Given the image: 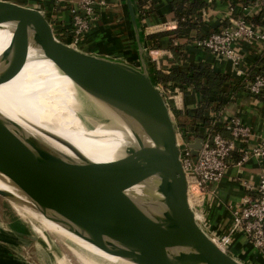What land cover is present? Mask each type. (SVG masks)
<instances>
[{
  "label": "water",
  "instance_id": "95a60500",
  "mask_svg": "<svg viewBox=\"0 0 264 264\" xmlns=\"http://www.w3.org/2000/svg\"><path fill=\"white\" fill-rule=\"evenodd\" d=\"M124 1L139 65L83 52L61 41L39 8L0 0V24L15 26L1 54L6 65L0 70V83L21 69L31 35L34 45L78 88L137 123L148 139L141 141V153L128 148L112 161H67L37 138L18 136L9 124L20 125L0 116V173L42 209L64 217L79 236L112 254L143 264H243L222 250L196 219L179 157L177 128L144 65L146 48L132 0ZM202 143L196 137L188 144L193 156ZM138 186L155 188L164 207L150 211L134 200L129 191ZM0 195L9 194L0 191Z\"/></svg>",
  "mask_w": 264,
  "mask_h": 264
},
{
  "label": "crops",
  "instance_id": "0c3cea01",
  "mask_svg": "<svg viewBox=\"0 0 264 264\" xmlns=\"http://www.w3.org/2000/svg\"><path fill=\"white\" fill-rule=\"evenodd\" d=\"M9 1L39 8L52 23L58 38L70 43L71 8L76 6L77 0ZM200 1L204 3V7L197 11L198 22L188 32L175 36L170 32L177 25L176 14L172 8L173 0L154 1L145 7L148 13L143 18L138 16L137 0H132L146 48L144 65L153 75L154 81L157 71L166 73L173 65L181 71H187L191 65L206 63L213 71L226 75L227 80L221 88L223 95L214 99L196 121L193 117L201 101V94L189 86L175 85L165 89L164 98L173 115L177 131L184 136L201 137L205 131L215 130L222 136L229 137L225 124L230 118L237 117L242 124L249 127L250 143L264 139V93L253 97L245 90L246 80L264 69V45L246 40L235 42L234 48L239 56V62L235 65L230 59L196 44L197 40L210 32L229 26L231 19L243 15L252 18L258 25H264L263 12L254 4L246 12L242 11V7L253 0ZM158 33L162 34L148 38L149 35ZM171 45L181 48L180 59L174 56ZM76 47L89 54L139 65V48L125 1L105 0L97 19L91 23L86 36ZM238 157L239 149L229 158L223 177L208 186L209 193L201 202V225L211 236H220L230 231L233 225V209L244 198L254 196L259 177L264 175V159L252 157L241 165H235L234 161ZM231 236V242L226 249L228 254L243 264H264V249L254 248L242 231H234ZM0 250H3L2 246Z\"/></svg>",
  "mask_w": 264,
  "mask_h": 264
},
{
  "label": "bare ground",
  "instance_id": "6f19581e",
  "mask_svg": "<svg viewBox=\"0 0 264 264\" xmlns=\"http://www.w3.org/2000/svg\"><path fill=\"white\" fill-rule=\"evenodd\" d=\"M14 27V23L0 24V70L6 65L1 54L10 43ZM0 116L18 123L17 129L24 138L35 137L64 160L76 163L112 161L124 155L128 148L141 153V141H148L134 120L78 88L34 45L31 35L21 69L11 79L0 83ZM59 139L72 144L77 152ZM0 191L9 194L3 197L42 242L52 248L55 256L58 241L79 264H115L119 258L79 236L75 226L66 223L57 212L42 209L2 173ZM129 195L150 211L164 207L162 195L153 187L138 186L131 189ZM189 198L192 203L196 200L192 194ZM60 255L59 264H72Z\"/></svg>",
  "mask_w": 264,
  "mask_h": 264
},
{
  "label": "built area",
  "instance_id": "2783aa9c",
  "mask_svg": "<svg viewBox=\"0 0 264 264\" xmlns=\"http://www.w3.org/2000/svg\"><path fill=\"white\" fill-rule=\"evenodd\" d=\"M141 1L146 7L157 0ZM104 4L105 0H77L76 6L71 8L72 28L69 44L76 47L86 36L91 23L97 19ZM252 4L258 5L264 16V0H253L252 3L243 6L242 11L246 12ZM230 22L229 26L210 32L197 40L196 44L230 59L237 65L239 56L234 48L235 42L246 40L264 45V25L256 24L247 15L231 19ZM157 86L164 95L162 85L157 84ZM245 90L253 97L264 93V69L246 80ZM225 128L229 131V137L222 136L215 130L202 133L203 143L196 156L192 155L188 145L196 136L186 137L177 131L179 157L186 175L188 192L196 197L192 209L200 225V206L204 196L209 193L208 186L223 177L232 153L239 149V157L234 161L235 165H241L252 157L264 159V139L250 143L251 131L237 117L227 120ZM232 222L229 232L220 236L209 235L222 250L226 251L228 248L234 231H242L254 248L264 249V175L259 177L254 196L244 198L243 202L233 209Z\"/></svg>",
  "mask_w": 264,
  "mask_h": 264
},
{
  "label": "trees",
  "instance_id": "16d2710c",
  "mask_svg": "<svg viewBox=\"0 0 264 264\" xmlns=\"http://www.w3.org/2000/svg\"><path fill=\"white\" fill-rule=\"evenodd\" d=\"M202 7H204V3L200 0H173L172 8L176 14L177 25L170 32L175 36L188 32L198 22L197 11ZM146 10L144 3L137 0V12L140 18L148 13ZM161 34L149 35L148 38L159 37ZM175 46L171 45L172 51L174 56L180 59L182 50ZM226 80L225 74L213 71L206 63L191 65L187 71H181L176 65H173L166 73L157 71L155 77V82L162 85L164 92L166 88L179 85L192 87L201 94V101L193 117L195 121L202 117L204 110L211 106L214 99L223 95L221 88Z\"/></svg>",
  "mask_w": 264,
  "mask_h": 264
},
{
  "label": "rangeland",
  "instance_id": "374dc122",
  "mask_svg": "<svg viewBox=\"0 0 264 264\" xmlns=\"http://www.w3.org/2000/svg\"><path fill=\"white\" fill-rule=\"evenodd\" d=\"M9 127L13 129L18 136L24 138L16 127L12 125H9ZM178 132L180 131L178 130ZM63 219L65 220L64 217ZM65 222L69 223L67 220H65ZM0 241V246L3 248V250H0V264H59L60 254L68 258L72 264H79L72 254L58 241H56L55 246L56 249L59 250V254L57 250L55 256L53 254L54 252H52V248L42 242L40 236L31 229L30 224L19 216L14 211L13 206L1 195ZM94 246L99 248L96 245ZM118 257L119 258L114 262L115 264H143L142 262L122 256Z\"/></svg>",
  "mask_w": 264,
  "mask_h": 264
}]
</instances>
